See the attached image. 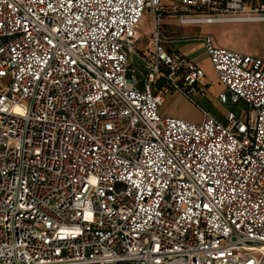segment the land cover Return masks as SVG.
<instances>
[{
  "label": "built area",
  "instance_id": "1",
  "mask_svg": "<svg viewBox=\"0 0 264 264\" xmlns=\"http://www.w3.org/2000/svg\"><path fill=\"white\" fill-rule=\"evenodd\" d=\"M166 17L264 22V0H0V264H264V59L204 37L247 118L164 116L205 77Z\"/></svg>",
  "mask_w": 264,
  "mask_h": 264
},
{
  "label": "crops",
  "instance_id": "2",
  "mask_svg": "<svg viewBox=\"0 0 264 264\" xmlns=\"http://www.w3.org/2000/svg\"><path fill=\"white\" fill-rule=\"evenodd\" d=\"M261 22L248 23H231V22H212V23H195L182 25L174 17H166L162 21L163 36L165 48L177 55L183 56L188 61L194 63L205 72V77L201 80L199 87L191 97L178 92H173L166 96L164 104L161 107V113L164 116H172L193 122H201L203 112H210L217 120L225 123L227 116L232 111L221 102L219 97L215 99L212 95L214 88H219V94L225 91V87L218 81L213 70L212 63L204 45V37L212 36L216 46L228 48V50L249 54L247 49L230 43L218 42L213 33L215 26H230L240 24H253ZM239 37V33L230 34V37ZM151 50H147L144 54H149ZM264 59V56H258ZM142 63V61H141ZM144 71V65L140 70V74ZM159 86V84H158ZM234 113V112H233Z\"/></svg>",
  "mask_w": 264,
  "mask_h": 264
},
{
  "label": "rangeland",
  "instance_id": "3",
  "mask_svg": "<svg viewBox=\"0 0 264 264\" xmlns=\"http://www.w3.org/2000/svg\"><path fill=\"white\" fill-rule=\"evenodd\" d=\"M212 29L218 42H221L222 44L230 43L238 45L247 49L250 55L253 56H264V22L215 26ZM139 33L141 38L136 46V51L130 52L129 57L132 61V69L136 71L138 79L142 81V76L140 74L142 63L140 57L145 51L153 50L154 16L152 13L148 11L145 13L144 19L139 27ZM233 33H239L240 36L230 37V34L232 35ZM212 92V96L217 99L219 97V88H214V91ZM224 105L228 106L230 110L241 119L247 118L249 107L245 102L240 101L237 104L225 103Z\"/></svg>",
  "mask_w": 264,
  "mask_h": 264
},
{
  "label": "trees",
  "instance_id": "4",
  "mask_svg": "<svg viewBox=\"0 0 264 264\" xmlns=\"http://www.w3.org/2000/svg\"><path fill=\"white\" fill-rule=\"evenodd\" d=\"M163 27H162V25H161V37L163 36Z\"/></svg>",
  "mask_w": 264,
  "mask_h": 264
}]
</instances>
